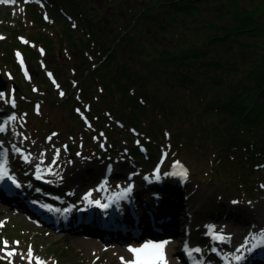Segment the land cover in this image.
Wrapping results in <instances>:
<instances>
[{"label": "trees", "instance_id": "1", "mask_svg": "<svg viewBox=\"0 0 264 264\" xmlns=\"http://www.w3.org/2000/svg\"><path fill=\"white\" fill-rule=\"evenodd\" d=\"M149 3L153 4L134 14L138 27H143L144 19L152 23L144 41L141 38L145 35L136 37L128 29L119 36L110 33L100 19L103 7L89 6L85 0H48L53 14L65 21L61 24L69 36L67 46L77 55L71 58L84 68L76 82L83 85V97L91 101L80 103V96L74 101L71 111L79 130L76 134L73 128L67 129L75 141L73 151L88 147L91 153L113 160L120 153L126 164L130 161L150 171L161 158L164 166L181 158L180 153L196 140L187 137L182 144V134L186 133L179 128L177 117L187 116L195 126V116H206L197 121L202 133L197 134L196 147L203 157L208 156L205 160L212 178L220 176L229 195L235 192L237 198L256 199V188L264 187V0ZM205 10L213 17H207ZM71 11L77 12L78 18ZM160 30L168 35V42L163 39L161 45L153 43L160 38ZM34 38L47 42L50 48L63 45L41 31ZM126 48L128 57L123 53ZM129 53L135 56L130 59ZM95 57L101 61L98 67ZM136 58H140L137 63L132 60ZM89 73L93 77L88 78ZM150 102L162 117L149 111ZM28 119L20 120L25 128ZM158 120L162 121L159 126ZM155 130L160 134L152 136ZM126 133L134 135L125 136L129 142L123 139ZM138 142L150 151L149 159L143 157ZM195 156L190 155L197 163ZM166 182L174 186L168 177ZM175 187L177 196L179 192L188 195L186 185ZM211 214L219 218L224 215L222 211Z\"/></svg>", "mask_w": 264, "mask_h": 264}, {"label": "rangeland", "instance_id": "2", "mask_svg": "<svg viewBox=\"0 0 264 264\" xmlns=\"http://www.w3.org/2000/svg\"><path fill=\"white\" fill-rule=\"evenodd\" d=\"M42 1L45 0H0V73H1V77L4 80H8L9 86L10 85L12 86L15 82L14 81L12 82L7 75V72L9 73L12 72L15 77L16 83L19 84L20 86V90H12L13 92L10 95L12 103L8 105V107H5V112L6 110L10 111L12 112L11 115L14 116L12 117L9 116L8 119L3 118L4 122L0 119V126L6 123L4 125L6 127V132L1 133L0 131V146L6 147V145H4V142H7V138L17 139L18 141L20 140L25 141L24 135L26 133V137L27 138L29 137L32 142L30 146H31V150L33 151V158L35 161L34 167H36V169L43 167L47 172H49L52 175V177L56 176L60 178L65 174L64 170L68 165L72 164L75 161L80 160L75 158L74 156L71 157L70 156L71 154L67 152V150H63L62 152L60 151L63 147L72 146L75 143V141H73L74 140L73 137L68 136L67 129L73 128L76 134L78 133L79 130V129L77 130L76 128L77 122L75 120L77 118L74 117L71 111L72 107L74 108V104H75L74 101L76 97L78 98L79 96L82 98L80 100V103L85 102L86 99L87 100L90 99L88 98L85 99V97H83V93H81V91H83L85 94V90H82L83 85L81 83L75 82L77 79H81L84 68L80 66V63H76L74 61L77 55L73 51V49L70 48V46H67L69 36L65 34L64 26L61 24L64 23L65 21H63L61 17L58 16L57 14H53V11L47 6L46 1L44 2L46 5H43ZM152 1L154 2L155 0ZM149 2H151V0H85V3L89 6L95 5L97 7H103V12H102L103 15L101 16L100 19L101 21H103L104 24L108 25V30L110 31V33L111 32L117 33L115 36H119L120 35L119 33H121L122 30L128 29L129 30L128 32L132 33L136 37L145 35L141 38L144 41L145 38L147 37L145 32L150 28L149 26L152 23L148 21V19H144L143 27L140 28L137 26V22H135V18H136L135 15L141 9H144L146 5L153 4ZM202 9H204V7H202ZM70 13H73V15L76 18H78L77 12L71 11ZM204 14L207 17H213L214 15L212 13H208L207 10L204 11ZM64 15L67 16L69 20L76 22L75 19L73 20L67 14L64 13ZM132 24L134 25L132 26ZM37 31L45 32L53 39L59 41L57 45H59L60 43L63 45L55 46V48L48 47L47 42L45 43V41L42 40H41L42 42L35 40L34 35ZM157 34L158 36H160V38H158V40L153 43H159V45H161L163 43L161 42V40L163 39L168 42V35L162 33L161 30L157 31ZM127 49L128 48L124 49L123 53L125 54V56L128 57ZM51 53H53V55H49ZM72 56L74 59L71 58ZM132 56L135 55L129 53L130 59L132 58ZM98 58H96L95 60L97 64L95 67H98V65L101 62V61L100 62L97 61ZM132 60H135L137 63L138 61H140V58H136ZM12 62H14V64H12ZM91 70L93 71V66L91 67ZM95 71L96 70H94L93 72ZM43 74L45 75V77ZM95 74L98 78L102 79L100 74L98 73ZM91 77H93V75L89 73L88 78ZM64 78L66 81H64ZM85 85L86 84H84V86ZM49 87L51 88V90H53L52 92H50L51 90H48ZM97 90H99V87H97ZM99 91H97V95L101 97ZM13 93L15 97L13 96ZM72 97L74 98V100L72 99ZM0 102L6 103V101L2 99H0ZM98 102L101 101H97V103ZM39 104H41L42 106ZM147 104L150 109L149 111L153 112L154 115L158 117L163 116L162 112L159 109H157L153 103L150 102ZM197 106H199V104H197ZM17 107H20V109ZM75 111H77V108H75ZM149 111L147 115L152 116V114ZM78 113L80 114L81 112L79 111ZM15 114H17V118ZM27 116L29 117V119L26 122L27 128H25L21 124L20 120L27 119ZM115 117L118 118L117 115H115ZM205 119L206 116H199V117L195 116L194 119L195 126H194L193 119H190L187 116H185V118L184 117L176 118L182 133H186V135L182 134V138H181L182 144L184 145L186 144L185 142L188 141L187 137L189 139L190 137L193 138L195 137L196 140H194L191 143V147L189 149L186 148L188 152L184 151L180 153L181 158L175 161H181V164H184L187 167L189 165L191 167L190 169L192 171V175L194 174V176H191L189 174V176L186 175L183 177L181 176L182 178L178 177L174 172V169L178 166L177 163L174 164L173 166L170 165L164 166V164H162L160 167L159 166L157 167L158 169L160 168L159 171L160 174L157 175L158 178L167 175V177L171 178V180H173L174 182V186L169 184L162 187L160 184V188H166V187L172 188L175 191V195L177 194V190L175 188L176 184L185 182V184L188 185V182L191 179L193 180L191 182L192 183L191 189L188 186L187 193L189 199L186 201V198L184 197L183 193L181 195L179 192L180 196L178 195V200L180 203L183 204L190 201L189 206H192L193 209H191V211H188L189 215L185 214V216L183 217L185 222L179 223L180 220L178 218L179 217V213H178L177 215L178 217H173L172 215H169L168 220L164 224L159 223L157 222V218L161 215L162 212H159L160 208L154 206L157 203V200L153 197L152 191L150 192L146 191L145 193L147 194L148 198L144 197L143 199L141 195L135 198L136 202L140 200V202L142 203V206L136 203L137 208H140L144 212L147 211L150 215L145 219H140V225L143 222L145 223V225L147 226L146 235L148 236L150 227L152 226L150 224L151 219H154L155 226L158 228L162 227L164 229L163 233L158 234V236H163V237H159V240H157L160 242L163 240L164 237L167 238L170 236L172 237L174 236L170 232V230L177 227L176 229L178 231V226L187 225L185 228L187 230L185 231L187 236L186 237L182 236V231H179L180 238L179 240L174 241V245L172 247V249L175 250L174 255L177 257H179V248L180 245L182 244V240L189 239L190 246H193V244H201L200 243L201 239H206L207 241L213 242L211 235L209 238L208 232L210 230H213L214 233H217L219 231H225V237H227L228 240L229 238L234 237V242L230 244L232 245L231 248H229L225 243L223 249L227 253H233L239 251L238 254L240 258V256L244 253V249L242 248V246H244L243 244L245 243V238L238 239L239 233L237 236H235L237 231L235 232L232 229H230L231 224L236 223L234 222V220L237 219V217L235 216L238 215L237 212L242 211V207L250 208L252 204H258L260 205L261 208L264 209V187L262 189L260 187L256 188L259 195L254 200H246L245 202H247L248 205H241V204H236V202H232V203L230 202L231 201L230 199L232 198L238 199L237 198L239 197L238 194L234 192L232 195H229L228 193L230 192L225 186L223 179L220 176H215L214 178H212L211 174L209 173L210 171L209 169L210 166L208 165L209 163H207L208 161L205 160V158H208V156L203 157L201 155V151H199L196 147L199 141L197 134L202 133L201 130L202 127L197 121L202 122ZM161 122H162L161 120H158L156 124H158L159 126ZM29 128L30 130L28 131ZM124 130L127 132L128 131L132 132L130 129L125 128ZM48 133H51L53 135L54 137L53 141H51V139L47 137L48 135H51ZM156 133L157 135L160 134L158 133L157 130H155V133H150V134L154 136V134ZM122 136H124L123 139H125L126 142H129V140H127L126 139L127 137L125 136L133 137L134 135L132 136L129 133H126V134H122ZM130 142H132V140ZM52 143H55V146L51 145ZM59 147H61V149ZM144 151L145 153H148V151L146 150ZM191 154L192 155L195 154L196 155L195 157L199 158L197 163H195L194 160L191 159L190 157ZM151 156L152 155H150V157ZM12 159L14 160V158ZM103 160L106 162L103 168V172L107 171V169L111 167V164H119L124 169L125 177H122L121 173H119V175L116 176L117 177L116 179L118 178L122 179L124 186L123 187L124 193H129V190L130 188H132L131 185H133V183L134 184L140 183L139 181L136 180L131 181L127 178V172L131 171V168L141 172L142 174L141 176H143L144 178L145 177L150 178V175L147 174L146 172L140 171L139 168L138 169L134 168L130 161L128 162L130 168L128 167L129 169H127L125 165L128 164H126L120 159V153L118 154L116 161H108L107 159H103ZM42 161H44L45 164ZM18 168L19 167L15 164L14 167L15 172L19 171ZM162 168H164L165 170H163ZM190 169L187 168V173L188 171H190ZM233 169L240 170L236 167H234ZM245 169L247 170L246 167ZM83 171L85 174L79 171V169H77L78 173H75L74 175L70 174L68 180V187H66L65 189L63 188L62 190L60 189L53 190L51 186L46 184L44 185L45 188L44 187L43 188L46 190L50 189L55 193H63V194L68 193L73 195L79 189L75 187L76 185H74V183L82 179L83 182L87 178L85 170ZM35 176L34 174L31 175V179L32 180L36 179ZM262 180H264V177H262ZM30 181H27L25 187L26 189L31 188ZM258 182H259L258 180H255L254 183L260 186ZM86 188L87 186L79 189L78 192L83 195L84 191L87 190ZM190 190H193L195 194L192 195ZM134 192L136 195V189L134 190ZM0 193L2 194L1 187H0ZM196 194H199L200 196H198L195 199ZM202 195H213L214 197H208V199L202 200L205 203L204 205V204H199L200 197ZM16 201H19L18 197L14 199L0 198V204L4 205V210L8 212L10 218H12L15 221V223L19 221L27 222V217L23 212L8 207L10 202L14 203ZM50 204L51 203H49V205ZM52 204L57 206L54 203ZM165 205L167 206L166 202ZM234 207L236 208V212L231 211V208ZM251 210L252 209H250V211ZM167 211H168V206L166 207V212ZM213 211L215 212L222 211L224 213L223 217L221 219L219 218L221 221H223V223L221 222L218 223L219 225L218 229H215L214 227L211 226V224L214 223L213 219H216V215H217V214L212 215L211 212ZM253 213H257V215L253 216L254 215ZM263 214H259V211L257 210L254 212L252 211L247 215H248V219L251 218L259 219ZM123 218L124 220L121 221L124 224L129 226L135 224V222L133 221L134 217L128 218L127 216V218L125 217ZM45 221H48V219ZM65 221H63L60 227V230L62 231L63 235L59 239L57 236L56 237L53 236L54 230L36 231V233L45 234L47 236L48 242H50L51 245H54L53 248H49L50 245L44 243L43 235L41 234H38L39 239L36 240L31 235H29V237H26L24 235L23 237L18 235L16 232L14 234L11 232L12 230L9 231L6 230V232H0V264H39V262L37 261L38 257H40L41 259L40 262L44 261L45 264H100L102 260L101 261L97 260L95 256L99 255L102 252L100 253L95 252L93 248L92 249L90 248L88 253L80 254L73 252L70 249V243L72 242L71 240L72 237L77 234L88 232L89 228L73 226L71 230H66L64 228V226L67 224L65 223ZM203 221H206V225L202 223ZM5 222H7L8 225H11L10 222H8L7 220L6 221L2 220L0 222V229L2 226L7 225ZM31 223L35 225V223L33 222ZM168 224H170L171 226L170 228L166 227ZM108 235L111 238L105 241V245H104L105 248L111 247V245H109L111 240H113V238L114 240H116L115 238H117L113 236L111 233H109ZM174 238L175 236L173 237V239ZM97 239L99 238L94 236L93 240L96 241ZM132 239H133L132 237L126 238V240H123V238L118 239V244L122 246L123 245L142 246L147 238L144 236H140L136 240H132ZM235 241L241 244V248L236 247ZM201 246L203 247L202 244ZM212 246L213 245H210L208 247L205 256H208L209 253L213 254ZM129 250L130 249L126 251H120V253L117 254L116 256L117 257L120 256L129 263L131 262L129 260L130 259V255L128 254ZM54 252L56 254H53ZM93 253H95V255H93ZM103 254L104 253H102L101 255ZM181 264H183V262ZM256 264H263V263H256Z\"/></svg>", "mask_w": 264, "mask_h": 264}, {"label": "bare ground", "instance_id": "3", "mask_svg": "<svg viewBox=\"0 0 264 264\" xmlns=\"http://www.w3.org/2000/svg\"><path fill=\"white\" fill-rule=\"evenodd\" d=\"M57 61V59H56ZM7 97V95H3L2 99ZM29 103V102H28ZM31 103V102H30ZM41 105V104H39ZM42 106V105H41ZM5 107H7V104L4 102H0V119L4 122L3 118L8 119L12 112H5ZM3 111V112H2ZM2 112V113H1ZM14 114V113H13ZM16 118H17V114ZM6 124V123H4ZM30 128L28 129V131ZM25 133V132H23ZM22 133V134H23ZM25 141H18L17 139H11L7 138V142H4L5 146H0V181H7V177L13 176L16 180V182L13 184L17 194L19 201H16L14 203H11L8 205L9 208H13L15 210L21 211L25 214L27 217V222L19 221L16 222L10 218V215L6 210H4V205L0 204V222L2 220H7L10 222L11 225H8L7 222H5L7 225L2 226L0 229V232H6V230H12L11 232L15 234V232L23 236L29 237L31 235L33 238L38 240V234L43 235L44 243L49 244V248H53L54 245H51L50 242H48L47 236L43 233H36V231H43V230H54V237L61 238L62 237V231L60 230V227L66 219L71 220L75 215H81L83 212L79 211L77 209L78 203H84L85 201L89 200L96 194V192H99L101 194V198H103L106 195H110V197H113V201L109 204V206H106L104 211L112 212L116 220H124L123 217L133 218V221H137L138 219H145L149 216V213L147 211H142L140 208H137L136 206V200L135 198L137 196H142L148 198L147 194L145 193L153 191L157 193V196L160 198V200H164L167 203L168 211L166 212V205L165 202L162 204V207L160 208L159 212H162L161 215L157 218V222L164 224L168 218L169 215H172L173 217H178L179 213V223L185 222L183 217L185 214H188V211H191L192 206H189L190 201L187 203H180L178 200V196L175 195V191L172 188H161L156 189L155 183L157 182V175L160 173H154L150 178L141 176V172L136 171L131 168V171L127 172V178L129 180H136L140 183L134 184L133 188L136 189V195L130 194V193H124L123 192V182L122 179L118 178L116 179L121 173L122 177H125L124 169L119 164H111L112 171L109 173L108 171L103 172V168L106 164V162L100 158L95 157L89 160L84 161H75L72 164L68 165L66 169L64 170L65 174L62 177H48L45 182L39 180V179H31V175L34 173H37L36 167H34L35 161L33 158V151L31 150L30 144H32L31 139L26 137L25 133ZM51 141H53L54 138H50ZM11 158V159H10ZM12 158H16L17 162L19 163V168L22 172L18 171L15 172L14 167L15 163ZM77 169L79 171L83 172L85 170L87 178L85 181L82 182V180L75 182L74 185H76V188H83L86 186H89V188H92V193L88 194L87 197H84L82 194L78 192V190L75 192V194H63V193H55L51 190H46L45 184L49 185L51 187H56L60 190L63 188L65 189L68 186L67 179L69 178V175H74L77 172ZM85 174V173H84ZM174 175V174H173ZM184 175H182L183 177ZM174 177V176H173ZM178 177L182 178L180 175ZM105 179L106 183L102 184L100 179ZM143 178V179H142ZM31 179V181H30ZM164 185H167L166 179L164 176L161 177ZM175 179V178H172ZM27 181H30L31 188L26 189V183ZM121 181L119 185L116 183ZM193 180L191 179L188 182V186L191 189V185ZM44 187V188H43ZM192 195H194V191L190 190ZM211 194V193H210ZM200 196L199 194H196L195 199ZM208 197H214L213 195H202L200 197V203H205L202 200L208 199ZM0 198H2V194L0 193ZM5 198H7L5 196ZM4 199V198H2ZM35 199L40 200V204L35 203ZM231 203L236 202V204L241 205H248L247 202L241 201L236 198L230 199ZM250 202V201H248ZM254 202V201H253ZM251 202V203H253ZM49 203H54L56 205H62L67 203L71 206V209L69 212H62V210L53 209L50 208ZM6 204V203H4ZM259 207V208H258ZM185 208V211H184ZM250 209H252L250 211ZM129 210V213H128ZM259 211V214L264 213V209L260 207L258 204H252L250 208L242 207L241 212H237V219L234 220L236 223H232L230 229L233 231H237L235 236L239 233V238H245V243L243 244L242 248L244 249V253L241 255V259L238 260V264H256V263H263L264 264V214L259 218H251L248 219V215L250 212ZM231 211L236 212V208H231ZM253 216H256L257 213H253ZM126 215V216H124ZM182 218V219H180ZM44 219V220H41ZM48 221H45L47 220ZM19 220V219H18ZM35 223L33 225L31 222ZM206 225V221L202 222ZM42 224V225H40ZM179 225V224H178ZM182 225V224H181ZM187 225L178 226L170 230V232L175 236L164 238L161 242L155 240L154 238L159 237L158 233L155 231L154 226L150 227V231L148 233L147 239L144 241V244L142 246H136V245H119L118 239H122V237L118 234L116 240H111L110 244L111 247L105 248V241H107L109 238H111L109 235H107L104 239L99 238L96 241L93 240L94 236L89 235V231L86 233H81L74 235L72 237V242L70 243V249L73 252L80 253V254H86L88 253L89 249L93 248L95 252H102L99 255L95 256L97 260H102L100 264H181L182 260L175 256V250L172 249L174 245V241L179 240L180 234L179 231H182V236L186 237L185 231H187L186 228ZM167 228H170V224L166 226ZM209 227V225H208ZM207 227V228H208ZM228 227V225H227ZM14 231V232H13ZM85 232V231H84ZM225 232V231H224ZM228 232V231H227ZM117 233H112L113 236H115ZM112 236V237H113ZM210 238V236H209ZM227 239V237H226ZM53 240V239H52ZM201 244L203 245V250L201 253L193 252V254L196 257H204L206 254V251L208 250V247L210 245H214V242L207 241L206 239L200 240ZM234 242V237L229 238L226 245L231 248L232 244ZM236 247L241 248V244L237 241H235ZM129 250L128 254L130 255V261H125L120 256H116L120 253V251H126ZM225 251V250H224ZM233 252V250H232ZM227 254V252H224ZM53 254H56L55 252ZM95 255V253H93ZM101 255V256H100ZM208 256L215 258L216 256L212 253H209ZM37 261L39 264H45L44 261L40 262V257L37 258ZM184 264V263H183Z\"/></svg>", "mask_w": 264, "mask_h": 264}, {"label": "water", "instance_id": "4", "mask_svg": "<svg viewBox=\"0 0 264 264\" xmlns=\"http://www.w3.org/2000/svg\"><path fill=\"white\" fill-rule=\"evenodd\" d=\"M15 88L16 90H19L20 87L16 84ZM6 89H7V81L1 77V73H0V91H5ZM69 148H71V146H69Z\"/></svg>", "mask_w": 264, "mask_h": 264}]
</instances>
